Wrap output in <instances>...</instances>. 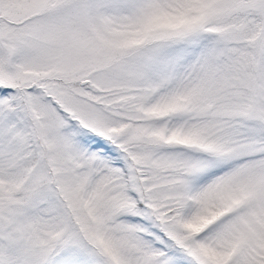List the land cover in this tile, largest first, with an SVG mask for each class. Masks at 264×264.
Listing matches in <instances>:
<instances>
[{
	"label": "snow or ice",
	"instance_id": "snow-or-ice-1",
	"mask_svg": "<svg viewBox=\"0 0 264 264\" xmlns=\"http://www.w3.org/2000/svg\"><path fill=\"white\" fill-rule=\"evenodd\" d=\"M0 264H264V0H0Z\"/></svg>",
	"mask_w": 264,
	"mask_h": 264
}]
</instances>
